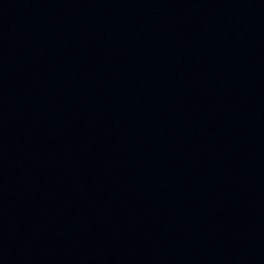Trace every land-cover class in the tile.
Returning a JSON list of instances; mask_svg holds the SVG:
<instances>
[{
    "label": "water",
    "instance_id": "95a60500",
    "mask_svg": "<svg viewBox=\"0 0 264 264\" xmlns=\"http://www.w3.org/2000/svg\"><path fill=\"white\" fill-rule=\"evenodd\" d=\"M264 0H0V259L148 148Z\"/></svg>",
    "mask_w": 264,
    "mask_h": 264
}]
</instances>
